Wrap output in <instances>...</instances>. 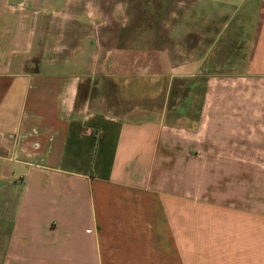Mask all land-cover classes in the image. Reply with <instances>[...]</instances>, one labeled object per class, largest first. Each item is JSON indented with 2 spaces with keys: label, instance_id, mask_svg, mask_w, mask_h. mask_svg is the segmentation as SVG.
<instances>
[{
  "label": "crops",
  "instance_id": "crops-1",
  "mask_svg": "<svg viewBox=\"0 0 264 264\" xmlns=\"http://www.w3.org/2000/svg\"><path fill=\"white\" fill-rule=\"evenodd\" d=\"M212 2L0 0V264H264V0Z\"/></svg>",
  "mask_w": 264,
  "mask_h": 264
},
{
  "label": "rangeland",
  "instance_id": "rangeland-1",
  "mask_svg": "<svg viewBox=\"0 0 264 264\" xmlns=\"http://www.w3.org/2000/svg\"><path fill=\"white\" fill-rule=\"evenodd\" d=\"M213 0H127L128 9L135 11H143L145 26L152 22L153 18L146 16L153 11L158 12L159 23L161 26V38L164 40V45H167L165 30L171 24V21H176L177 26H183L185 15L191 20L190 29L200 35L207 27H214L215 17L206 18L205 11H209L214 15L215 2ZM207 6V8H205ZM169 12L174 16L168 18ZM209 15V14H208ZM212 15V16H213ZM135 20V18L133 19ZM215 28V27H214ZM164 29V30H163ZM205 31V30H204ZM194 45V43H193ZM113 84L112 86H114ZM205 85V74L201 73L196 78H178L172 88L171 98L169 102L168 116L171 122L178 124L194 125L198 116L201 98ZM264 167V165H257ZM263 170V169H262Z\"/></svg>",
  "mask_w": 264,
  "mask_h": 264
}]
</instances>
